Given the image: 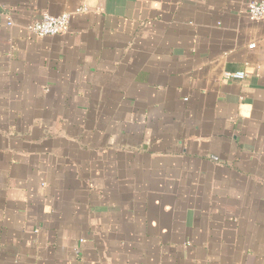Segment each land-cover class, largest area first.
I'll list each match as a JSON object with an SVG mask.
<instances>
[{
    "label": "crops",
    "instance_id": "1",
    "mask_svg": "<svg viewBox=\"0 0 264 264\" xmlns=\"http://www.w3.org/2000/svg\"><path fill=\"white\" fill-rule=\"evenodd\" d=\"M0 264H264L247 0H0Z\"/></svg>",
    "mask_w": 264,
    "mask_h": 264
},
{
    "label": "built area",
    "instance_id": "2",
    "mask_svg": "<svg viewBox=\"0 0 264 264\" xmlns=\"http://www.w3.org/2000/svg\"><path fill=\"white\" fill-rule=\"evenodd\" d=\"M247 7L250 17L253 20H262L264 18V0H247ZM86 8L80 7L76 11L80 12ZM71 13L64 12L59 15L44 13L39 20H36L28 26V30L36 36H49L63 34L70 29ZM246 73L243 71L226 72L225 79L243 78Z\"/></svg>",
    "mask_w": 264,
    "mask_h": 264
}]
</instances>
